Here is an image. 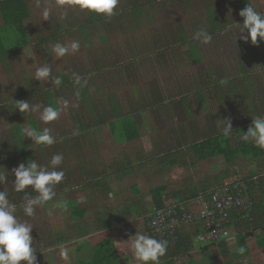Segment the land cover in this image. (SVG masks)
<instances>
[{
  "label": "trees",
  "instance_id": "obj_1",
  "mask_svg": "<svg viewBox=\"0 0 264 264\" xmlns=\"http://www.w3.org/2000/svg\"><path fill=\"white\" fill-rule=\"evenodd\" d=\"M156 3H158V0H119V4L115 9L116 14L111 18L90 13L87 10H79L81 13L79 18H70L62 24L48 25L47 29L49 30V34L46 36L40 35L39 32L33 34L25 25V21L30 17L26 0H0V58H5L7 54L13 51L34 44H36L39 49H49L51 54L55 56L52 52V47L57 42L61 43L62 38L66 36H75L80 38L84 44H89L92 38L90 35L91 33H96L97 36L98 31H104L103 37H99L101 39V45H98L99 48H96L97 51L91 55L88 61H82V67H79L80 70H83V77L85 78L83 81H86V84L82 87L75 85L74 81H71L68 75L64 73V70H62V60L58 58L55 59L52 76L61 78V85L57 87L61 89L62 96H58L59 93L55 94V92L50 89L43 91L38 87L36 88V86L35 90H33L32 93L31 90H29V94L27 95L19 89V92L16 91L13 93L16 99L13 101L12 106L15 107L14 103L17 101H28L30 105L38 104L37 97L42 93V97H38L42 98L40 100L41 104H45L46 106L52 105L59 108L57 101L62 102L63 100H69L68 97H72L75 101L76 99H85L84 97H89L91 99L92 95H98L102 88L108 87L110 90H107V106L102 108L99 105V99L93 100L92 106L96 111V120L93 123L92 120L90 122L86 120L85 124L82 122L79 123L78 126H76V124L73 125V131L76 130L77 133H84L87 145L96 146V142L99 141L101 145L98 142L97 147L102 146L106 142L103 134L106 132V136L108 135L105 130H108V137H110L111 140H113L112 143L117 146L123 143L129 144L139 141L141 137L140 127L142 125L139 115L143 112H148L149 115L158 112V114L166 117L177 116L178 113L188 115L187 119L190 121V124L194 123V127L190 126L187 131L179 130L178 133L175 132L172 140L169 139V135L167 134H165L163 138L157 136L154 141V154H152L151 157L144 158L143 151L141 150L138 152L137 158L140 160V164H133L134 162L131 157L122 150L121 153L126 155L123 158L120 156L119 159H115L111 172L118 179H124L125 176L131 174H143L147 172L145 169L147 163L152 160L159 161L158 164H155L158 170L164 169L165 166H174L176 163L175 155L178 153L183 154L187 152L188 154H192L197 163L210 158L222 157L223 160L229 164L232 163L236 157L241 155L253 157L255 159L264 156V149L253 146L251 141L244 142L241 139L242 135L246 133L251 126L252 118L264 116V113L261 114L264 110V90L256 92L252 83L255 75L252 71L254 62L257 61L262 63L264 61H262V57L256 56V45H253L250 41L238 39L231 42V35L228 36L226 33L223 35L225 38L223 37V39L219 40L222 36L221 31L225 29L224 25L228 22L224 24V22L221 21L224 20V18L217 15V12L211 13L207 26L197 25L196 22L191 24L190 28L179 25L177 37L173 38L170 42H161V39L158 40V38H161L159 37V31L152 42L136 41L137 36H132L131 43L129 42L130 44H127L125 47L123 46L124 52L126 51L128 55L132 56L124 58L121 55L122 58L118 59L117 55L119 54V50L115 51L112 49L105 38L119 31L127 32L128 30H139L137 28L141 26V15L145 13L146 5L154 6ZM179 3L187 9H189V7L193 8L192 0H179ZM83 12L87 13L88 17H85ZM261 12L264 13V9ZM219 13L224 15L223 12ZM197 22L202 23V20ZM217 22L222 23L218 25ZM124 23H128V28ZM114 26L117 27L113 28ZM112 28L115 30L114 32ZM165 28L169 29V27ZM201 28H206L212 35L211 43L213 45L220 46L222 41L226 43L228 41L227 45H234L233 47L241 50V52H238V62L233 65V71H230L229 74L228 70L222 74L212 67L209 68V66H206L207 73H200V77L190 80L189 84L178 85L177 79L172 82L173 85L171 83H160L155 86V89H150L149 94L146 93L143 95L144 97H142V99H144L145 104L139 109L134 106L135 103L133 99L136 100L135 91L130 92V94H133V98H131V95L124 89L119 90L121 92H113V90H111L112 84L118 79H122L121 77L123 76L129 77V66H133V69H139L141 67L139 64H133L135 61H140L145 64L143 69H145L147 75L150 76V74H153V78H158V76H162L163 78L168 77V74L172 72L175 74L176 71H173L171 67L175 68L178 62L175 60L173 63L169 60L167 55L168 45L173 47H185L186 50L183 51L181 55L185 56L186 62L191 65L200 64L202 62L201 56L204 49H200L199 51V46L202 45V43L193 39V35ZM172 31L176 32V29ZM163 33L165 34L164 31ZM240 34L239 32L238 35ZM243 35L246 36L247 32L245 31ZM84 40L88 41L84 42ZM137 43L140 45H136ZM246 45L251 48L248 52L244 51ZM137 46H140L139 50H135ZM39 49L37 51H40L39 53L42 54L44 50L41 51ZM96 55H98V57L94 60V56L96 57ZM208 71H210L209 74ZM211 74H214V76ZM92 77L95 78V82H98L100 86H96L92 83ZM221 80H226L227 83L221 84ZM48 81H50V78ZM153 84L156 85L154 80ZM77 91L79 95H76ZM189 95L197 99L198 106H207L204 112L208 113L209 116H211L210 107L215 104L219 109V111L217 110L219 116L222 115V119H229L231 121L233 130L230 135L225 137L222 134L224 121L222 120L218 123L215 117H209L203 125L208 132L206 130H200L198 127L195 128L196 124L200 123V120L194 118V115L190 113L191 110H189V108L191 104L190 100H188ZM207 95L210 96L209 99ZM245 95L247 98L243 101ZM25 96L26 98L23 99ZM19 97L20 100L18 99ZM99 97L102 96L99 95ZM142 99L140 101H142ZM199 99L203 101L202 104L198 101ZM240 102L244 105V109H246V107L249 109L244 110L239 108L231 112L230 106L232 104L239 105ZM140 103L141 102H139V104ZM211 103L213 104L211 105ZM0 109H3V105L1 104ZM27 116L28 115H26V118ZM27 120L29 127L38 131L37 122L33 118ZM22 128L23 126L21 124L13 127V136L16 138L15 143L19 146L17 147L18 149H16V147L12 149L9 143L6 144L7 141L0 140V167L4 170L6 168H11L6 164L12 161L15 162L17 159L15 157H19L21 162L25 164L29 160H33V156L30 152L31 150L23 140V135L20 134ZM58 152L64 153V150L61 149ZM79 160L81 166L77 163V167L82 170V179L84 175L87 179H84V181L77 179L75 170L72 172L71 168L66 166L64 169H60L64 171L65 176L64 179L55 186V192L64 194L72 192L80 187L82 190L81 194L84 198H89L94 192L102 193L101 195L103 196L106 195V193L109 194L110 190L105 184V178H100V182H92L89 180L88 172L84 168L86 158L82 156ZM2 161H5V164L1 163ZM195 166L196 165H193L191 167L194 168ZM3 169H0V171H3ZM227 173L228 172L225 171L226 175ZM230 176L233 179L230 182H243L246 185L247 188L244 191V195L247 196L249 202L246 205L248 210H234L233 213H230L228 216V222L221 228V230L224 228L226 232L230 227L234 226L236 229L234 235H226L223 233L222 236V233H220L218 241L211 240L210 237L208 238L209 231H205L202 224L199 222L189 227L192 228L191 231H189L188 227H179L173 239L168 237L159 239L152 233L153 229L149 226L147 215L167 206L179 205V203L186 201L187 197L192 199L198 195H203L205 200H208L210 193H215L217 187L224 185L220 183L221 180L219 179H213L215 180L214 183L208 179L199 180L198 182L190 176L185 181L186 188L180 192H175L174 189L170 190L166 185L156 186L149 190L150 201L146 204L140 199L137 200L134 206L126 205L119 207L118 210L112 206L107 209L104 208L103 213L95 214L96 217L93 226L78 228L75 234L70 235L67 234L68 230H66L65 236L57 238L58 243L59 245L65 246L70 241H78L84 237L95 235L97 232H107V230L113 227L125 226L133 221L132 213L137 212L139 217L146 216L144 219V230L149 236L158 240L168 241L166 254L160 258V264L173 263L174 260L181 259L182 256H189L194 249H199V255L203 258H201V261L190 262V264H205V262L202 261L204 258L208 263L211 258L213 259L217 256L229 258L224 264H253L248 255V240L251 237L257 240L256 238H260V235L264 233V227L262 225V222H264V176L257 177L256 172H250L246 177H243L237 171H235V173L233 172ZM76 180L79 184L74 185L73 182H76ZM2 188L3 187L0 186V191H3ZM7 192L10 202L12 198L10 195L11 192L19 194L20 197L16 196L18 203L23 205L25 203L23 199L25 193L33 197L37 195L31 187L26 188L25 192H16L12 186V190ZM130 192L134 195H138V186H130ZM53 200H55V197ZM53 200L49 202L51 203ZM49 202L41 207H49ZM70 205L72 206V218L77 220L83 219L86 214V209L80 208L75 199L69 202V206ZM22 213L23 212H21L22 217H27ZM40 217L44 216H41V213H37L28 218L38 219ZM40 226L41 227L34 226L31 231L33 239L32 246L35 248L36 252L39 250V239L36 237L35 232L39 233L41 237L50 234V229L48 227L42 228V225ZM127 228L128 226L126 229ZM257 229L260 232H258ZM229 232L230 230L228 233ZM199 236H201L200 240L203 242L199 247H195L196 238ZM96 241H98V243L93 245V255L88 257L87 263L81 261L80 264H124L123 260L119 258L114 242L109 235L99 237L94 242ZM229 242H233L237 248L243 246L246 249L245 253L243 255H240L238 251L229 253ZM262 243L264 245V238L262 239ZM210 246H216V249L211 250ZM259 247H262V245L260 244ZM76 252H81L79 247L76 249Z\"/></svg>",
  "mask_w": 264,
  "mask_h": 264
},
{
  "label": "rangeland",
  "instance_id": "obj_2",
  "mask_svg": "<svg viewBox=\"0 0 264 264\" xmlns=\"http://www.w3.org/2000/svg\"><path fill=\"white\" fill-rule=\"evenodd\" d=\"M26 1L29 8L30 17L25 21V25L28 27L29 31H32L33 34H37V32H39L40 35L47 36L49 34V30L47 29L48 25L62 24L64 21L70 18H79L81 16V13L79 11L81 9L74 3V1L64 0L63 5L61 6L58 4V0H40L39 7L36 6L35 0ZM248 3L251 4L258 12L262 13L261 11H263L264 9V0H192L193 8L189 7V9L183 7L182 4L179 3V0H158V3H156L154 6L146 5L145 13L141 15V26L137 28L139 30H128L127 32L119 31L117 33L115 32L114 35H110L105 39L108 41V44L112 49H114L115 51L119 50V54L117 55L118 59L122 58V56L124 58H128L132 55H128L126 51L124 52L123 46L125 47L127 44L131 43L132 36H137L136 41L152 42L157 32L159 31V37L161 38H158V40L161 39V42H170L173 38L177 37V29L179 28V25L190 28L191 24L196 22L197 25L207 26L209 24V17L211 16V13L217 12V15L224 18V20H221L222 22H224V24L225 22H228L224 25L225 29L221 31L222 36L219 38V40L223 39V35L224 33H226L228 36L231 35L230 40L231 42H234L235 40L240 39V36L243 35V33L238 35L239 26L237 24H243L244 18L239 15V12L243 8H245ZM44 8L50 10V16L47 18V20H44L42 16V9ZM212 8L214 9V11ZM219 12H223L224 15ZM84 15L85 17H88L87 13H84ZM200 20H202V23L197 22H200ZM222 22H217V24L219 25ZM124 24L128 28V23ZM116 27L117 26H114L113 28ZM165 27H169V29H166ZM170 29H176V32ZM114 31L115 30L113 29V32ZM163 31L165 32V34L163 33ZM103 33V30L98 31L97 36L96 33H91L90 35L92 36V38L89 44H84L82 40H80V38H77L75 36H66L62 38L61 44L65 45L70 44V42L73 40H77L80 42V49L78 52H70L63 57H57L56 55L54 56L51 54L49 49H39L36 44H34L13 51L7 54L5 58H0V104L3 105V109H0V140L7 141L6 144L9 143L12 149H15V147L16 149H18L17 147L19 146H17L15 143L16 138L13 136V127L21 124L23 128L20 134L23 135V140L27 144V147L31 150L30 152L33 156V160H35L38 164L42 166L48 165L53 155L62 154L63 162L58 167V170L64 169L66 166H69L72 172H74L73 170H75V173H77V179L84 181V179L86 180L87 177L84 175L82 179V170L77 167V163H79L81 166L79 159H81L83 156V158H86L84 168L88 172V179L92 182H100V178H105V184L107 185V187H109L110 190L109 194L106 193V195L104 196L101 195L102 193L94 192L89 198H84V196L81 194L82 190L80 189V187H78L76 190H73L72 192H67L64 194L56 193L55 200H53L51 203L49 202V207H36L35 214L41 213V216H44L38 219H29L28 217H22L21 212H23V204H19L17 200V197L20 196L15 192V194L11 192V202L16 204L17 206L15 215L18 220L22 222L26 221L32 224L33 228L34 226L41 227L40 225H42V228L48 227L50 229V234L45 237H41L39 233L35 232L36 237L39 239V250L37 252L35 251L36 264H56L57 260H60L61 258V262L63 264H80L81 261L87 263L88 257H91L88 254L87 247H84V251H82L81 249V252L77 253V247L72 246V243H81V241H70L67 245L64 246L59 245L57 238H59L60 236H65L66 230H68L67 234L70 235L75 234V231H77L78 228H81L85 225L87 227L93 226L94 215L96 213H103L104 208L107 209L108 207L112 206L118 210L119 207L122 206H134L137 200L140 199L146 204V201H149L150 189L161 185H167L169 187H175L179 185L180 180L175 178V174L178 175L179 178H182V182H184L185 178L188 179L190 176H192V178L195 177V172L188 174V172L190 171L186 165L181 167L180 169L176 167L174 168L172 166H165L164 169L158 170V167L155 164H158L159 161L156 160H152L147 163V167L145 168L147 172H144L143 174L136 173L129 175L130 178L128 177L125 180L122 179L120 182H118L116 180V176L111 173L113 169V162L115 161V159H119L120 156L123 158L126 154H128L134 162L133 164H140V160H138L137 158L138 152L142 150L144 153V158L151 157V155L154 154V141L156 140L157 136L163 138L165 134H167L169 135V139L172 140L175 132L178 133L179 130L187 131L190 126L194 127V123H189L190 121L187 119L188 115L186 114L178 113L177 116L166 117L164 115L158 114V112L152 115H149L148 112H143L141 113V115H139L142 123L140 127L141 137L139 141L129 144L123 143L117 146L114 145L112 143L113 140L108 137V130H105L107 131L108 135L106 136V132H104L103 134L106 142L102 146L97 147L99 141L96 142V146H90V144L87 145L84 133H77L76 130L73 131V125L76 124V126H78V124L82 122L85 124L86 120H88L89 122L92 120L93 123L96 120V111L92 106L93 100L99 99V105L102 108L107 106L106 96L108 95V87L102 88L98 95H92L91 99L89 97H84L85 99H76L75 101L74 99H72V97H68L69 100H63L67 102L66 105L62 103L63 101L58 103L60 116L58 119L49 123H44L40 120L39 112L21 113L20 111H18V109H15V107L12 106L13 101L16 99L13 93H15L16 91L19 92V89L23 91L25 95H27L29 94V90H31L32 93L33 90H35L36 86V88L38 87L43 91L50 89L54 91L55 94L59 93L58 96H62L61 89L52 83V78H50V81H38L33 78L36 69L40 66L49 64L53 70L55 65L54 62L56 61L55 59L59 58L60 60H62V70H64V73L68 75L71 81H73L74 74L79 75L81 78H83V81L85 79L83 77V70H80L79 67H82V61H88L91 55L94 54L95 51H97L96 48H99V44L101 45V39L99 37H103ZM85 41L88 40H84V42ZM227 43L225 41H222L220 43V46L213 45L212 43L200 45L199 51L200 49L204 50L201 56L202 62L197 65L188 64V62H186L185 56L181 55L183 51L186 50L185 47H173L171 45H168L167 55L169 57V60H171L173 63L175 60L178 62L175 68L171 67L173 71H176L175 74H173L172 72L168 74V77L163 78L162 76H158V78H153V74H150L149 76L146 74L145 69H143L145 64L140 61H135L133 64H139L141 65V67L139 69H133V66H129V77L123 76L121 77L122 79H118L115 83L112 84L111 90H113V92H117L121 89H124L129 94L130 92L135 91L136 100L133 99L135 103L134 106L135 108L139 109L145 104L144 99H142V97H144L143 95L146 93L149 94L150 89H155V86L160 83H171L173 85L172 82L177 79L178 85L189 84L190 80L199 78L200 73H207L206 66H209V68L212 67L222 74L224 72H227L228 70L229 74L230 71H233V65L238 62V52H241V50L233 47L234 45L229 46L227 45ZM136 45L140 44L137 43ZM139 48L140 46H137L135 50H139ZM38 49L41 51L44 50L43 53L40 54V51H37ZM249 50H251L250 46L246 45L244 51L248 52ZM255 52L256 56L260 57L261 55L262 61H264V42L260 41L259 38L256 44ZM97 57L98 55H96V57L94 56V60H96ZM263 67L264 62L261 63L255 61L253 64L252 71L255 75L253 77L252 83L255 87L256 92L264 90ZM210 71H208V74ZM211 75L214 76V74ZM153 80L156 85L153 84ZM91 81L96 86H100L98 82H95V78L92 77ZM41 94L38 97H42ZM99 95L102 97H99ZM130 95L131 98H133V94ZM207 96L209 99L210 96ZM38 97V104L46 106L45 104L40 103V100L42 98ZM25 98L26 96L23 99ZM246 98L247 96L245 95L243 101ZM18 99L20 100V97ZM141 99L142 101H140ZM188 100H190L191 104V107L189 108V110H191L190 113L194 115V118L200 120V123H197L195 128L198 127V129L204 131L206 130L208 132L206 127H203V125L209 117H215L216 122L218 123L219 121L223 120L221 118L222 115L219 116V109L215 104L213 105L214 107H210L211 116H209L208 113L204 112V109L207 106H198L197 99L194 96L189 95ZM198 101L201 104L203 103L201 99H199ZM139 102L141 103L139 104ZM212 104L213 103H211V105ZM239 108L244 109V105H242V102H240L239 105L232 104L230 106L231 112L238 110ZM26 115H28L27 118ZM32 118L37 122L38 131H41L45 127L51 129L52 135L56 137V142L54 144L50 146L37 145L31 140V138L25 136V130L30 128L27 119ZM99 144L101 145L100 142ZM61 149L64 150V153L58 152ZM122 150H124L126 154H122ZM180 154L181 153H179L178 156H180ZM183 154L188 153L186 152ZM15 158H17L15 162L12 161L11 163L6 164L11 168L5 169L8 176L6 177L5 184L0 185L3 187L2 190H12V181H14V175H12L11 170L15 168L19 163H22L19 157ZM218 160L219 159L217 158L216 161L212 162L213 165L210 168L204 169L203 172H207V174H210L213 170L214 173H217L213 176V178L223 175L224 179L220 182L221 184H229L228 180H233L230 175L233 172L235 173V171L240 173L243 177H246L251 171H256V169L252 165L253 163L251 159H238L236 163L232 164H227L224 161L218 162ZM190 162H192V160L188 158L187 161H183V164ZM1 163L5 164V161H2ZM183 164H181V166ZM150 166H152L153 168ZM224 169L226 172H228L227 175L225 173H222V175L219 173ZM203 172L201 173L200 177L197 176L198 180H201V178L204 177ZM73 184L77 185L79 183L76 180V182L74 181ZM132 185L138 186V195H134L130 192L129 187ZM74 199L76 200L80 208L86 209V214L84 215L83 219L77 220L71 217V208L73 205L71 204L72 206H69V202ZM58 204H65L66 207H58ZM145 217L146 216H143V218H139L137 213H134L132 215L134 221H132L131 223L125 226L121 225V227L119 226L111 228L107 230L106 233H104L105 235L109 234L113 238L116 244V248H118L120 254L124 256V258H128V262H132L131 264H140V262L134 258V254L131 249V242L133 239L132 236H134L136 232H144V229L142 227L145 223ZM127 226L128 228L126 229ZM188 229L192 228L188 227ZM229 230L230 232L228 233ZM235 231V227L232 226L225 233L234 235ZM144 234L146 233L144 232ZM30 235H32V233H30ZM146 235L149 234L147 233ZM92 238L93 236H89V238H86L84 240H89L90 242ZM89 242L84 243L83 245L89 244ZM202 242L203 241L201 240H196L195 247H199ZM230 242L228 244L229 253L237 252V246L233 242ZM123 243L129 249L123 250V247L121 248V244ZM252 245L253 241L249 240L248 249H250L251 252L249 254L248 251V255H250V260H253L251 262L254 264H262L264 262V255L262 257L261 254L253 256V254L257 253V251L254 250ZM210 247L211 250L216 249V246ZM65 249L68 251V259H64L61 255L62 251H64ZM194 250L196 251L192 254L191 258H197L199 255V251L197 249ZM128 253H130L129 257L126 255ZM227 259L229 258H222L217 256L216 258H211L208 263L205 258L203 260L206 264H211V262L212 264H223ZM185 262H187V260H185ZM188 262L190 263V261ZM19 264H26V262L21 261L19 262ZM173 264H183V258L174 260Z\"/></svg>",
  "mask_w": 264,
  "mask_h": 264
},
{
  "label": "clouds",
  "instance_id": "obj_3",
  "mask_svg": "<svg viewBox=\"0 0 264 264\" xmlns=\"http://www.w3.org/2000/svg\"><path fill=\"white\" fill-rule=\"evenodd\" d=\"M35 3L37 7L40 6V0H35ZM63 3L64 0H58L59 5L62 6ZM74 3L81 10L111 18L116 14L115 9L119 4V0H74ZM239 15L244 18L242 25L237 24L239 32H247V35H241L240 39L250 41L253 45L257 44L258 38L264 42V13L258 12L248 3L239 12ZM42 16L44 20H47L50 16V10L47 8L42 9ZM193 39L202 44H209L212 41V35L206 28H201L194 33ZM79 49L80 42L73 40L67 45L59 42L55 43L52 52L57 57H63L70 52H78ZM33 78L38 81H46L52 78V83L56 86L61 85L62 82L60 77H52V68L49 64L38 67ZM73 81L75 85L81 87L86 84V81L82 83V78L76 74L73 76ZM220 83L225 84L227 81L221 80ZM76 95H79L78 91ZM62 103L67 104L66 101ZM14 104L15 109H18L21 113L39 112L40 120L44 123L54 121L60 116V109L52 105H30L28 101H17ZM223 121L222 134L227 137L233 129L229 119H223ZM25 136L31 138L37 145L50 146L56 142V137L52 135L51 129L47 127L41 131L29 128L25 130ZM241 139L244 142L251 141L253 146L264 149V116L252 118L251 126L242 135ZM29 161L26 164L19 163L11 172L14 175V181H12L14 191L25 192L26 188L31 187L37 193L34 197L25 193L23 197L25 201L23 213L27 217H32L37 206H43L53 200L56 196L55 186L64 179L65 173L63 170H58L63 162L62 154L53 155L49 164L44 166L38 164L35 160ZM0 169L3 168L0 167ZM7 176L4 169L0 171V185L5 184ZM230 181L229 183H231ZM57 206L66 207L65 204H58ZM16 211L17 206L10 202L8 192L5 190L0 191V264H19L20 261H25L26 264H36L35 248L32 246L33 239L30 235L33 225L18 220L15 215ZM132 237L131 249L137 261L141 264H160V258L166 254L168 241L158 240L140 232H136ZM237 251L240 255H243L246 249L241 246ZM61 255L64 259H68L66 249L62 251Z\"/></svg>",
  "mask_w": 264,
  "mask_h": 264
},
{
  "label": "built area",
  "instance_id": "obj_4",
  "mask_svg": "<svg viewBox=\"0 0 264 264\" xmlns=\"http://www.w3.org/2000/svg\"><path fill=\"white\" fill-rule=\"evenodd\" d=\"M246 188L244 183L231 182L217 188L215 193H210L208 200L198 195L179 205L155 210L147 215L152 233L159 239H173L179 227H192L199 222L205 231H209L208 238L218 241L220 233L222 236L225 233L224 228H221L228 222L230 213L236 209L248 210V198L244 195Z\"/></svg>",
  "mask_w": 264,
  "mask_h": 264
},
{
  "label": "crops",
  "instance_id": "obj_5",
  "mask_svg": "<svg viewBox=\"0 0 264 264\" xmlns=\"http://www.w3.org/2000/svg\"><path fill=\"white\" fill-rule=\"evenodd\" d=\"M260 57H261V55H260ZM249 108H247L246 107V109H244V110H248ZM264 113V110H263V112L261 113V114H263ZM263 154H264V152H263ZM138 155V154H137ZM179 155V153L178 154H176L175 155V165L174 166H172V167H176V168H181V167H183V166H187L188 167V169H189V171L190 172H188V174H191L192 172H195V177H194V179H196L198 182H199V180L197 179V176H199L200 177V175H201V173L203 172V170L204 169H207V168H210L213 164H212V162H214V161H216V159L218 158L219 160H218V162H223L224 160H223V158L222 157H215V158H210V159H208V160H205V161H200V162H196V160H195V158L192 156V154H180V156H178ZM120 156V155H119ZM179 158H178V157ZM188 158L189 159H191L192 160V162H190V163H186V164H183V161H187L188 160ZM238 159H251V161H252V165L254 166V168L256 169V175H257V177H259V176H264V156H261L259 159H255V158H253V157H249V156H238V157H236V159L232 162V163H236V161L238 160ZM180 160H182V161H180ZM225 162V161H224ZM226 163V162H225ZM232 163H229V164H232ZM181 164H183L182 166H181ZM228 164V163H227ZM193 165H196L194 168H192L191 166H193ZM202 171V172H201ZM251 172H254V171H251ZM213 173V174H212ZM212 173H210V174H207V172H203V175H204V177L203 178H201V180H205V179H208L209 181H211V182H215V180L216 179H219V180H223L224 178H223V175H222V173H225V169L224 170H221L219 173L222 175V176H218V177H214L213 178V176L214 175H216L217 173H214V171L212 170ZM250 174V173H249ZM255 174V173H254ZM132 175V174H131ZM130 178V176L129 175H127V176H125L124 177V180L126 179V178ZM175 178H177L178 180H180V183H179V185L178 186H175V187H169L168 186V188L170 189V190H172V189H174L175 190V192H177V191H181V190H184L185 188H186V186H185V181L187 180L186 178L184 179V182H182L181 180H182V178H179L178 177V175H176L175 174ZM213 179H215V180H213ZM230 179V178H229ZM116 180L118 181V182H120L122 179H118V178H116ZM123 180V181H124ZM122 181V182H123ZM229 181V180H228ZM167 186V185H166ZM129 189H130V187H129ZM186 199V198H185ZM187 199H189V197H187ZM149 201H150V197H149ZM149 201H146V203H148ZM137 213V212H136ZM96 214H98V213H96ZM134 213H132V215H133ZM72 217V216H71ZM95 217H96V215L94 216V219H95ZM84 218V217H83ZM139 218H141V217H139ZM138 218V219H139ZM143 218V217H142ZM133 220V219H132ZM94 221V220H93ZM134 221V220H133ZM144 225V224H143ZM262 225H263V227H264V222H262ZM259 226V225H258ZM84 227H87L86 225L85 226H83V227H81V228H84ZM113 228H115V227H113ZM143 229H144V226L142 227ZM111 229V228H110ZM187 230V229H186ZM192 229H189V231H191ZM258 230V229H257ZM138 231V230H137ZM146 234H147V232L145 231V230H143ZM138 232H140V233H143L144 234V232H141V231H138ZM258 232H260L259 230H258ZM104 233H106L105 231H103V232H100V233H96L95 235H91V236H93V238L91 239V241L89 242V240H84V239H86V238H89V237H84V238H82V239H80V240H78V241H81V243H75V244H73L72 243V246L73 247H79L80 248V250L82 249V251H84V247H87V250H88V254L90 255V256H92L93 255V253H94V249H93V245L94 244H97L98 243V241H96V242H94L97 238H99V237H103V236H105V234ZM107 235H109V234H106V236ZM90 236V237H91ZM149 236V235H148ZM109 237L113 240V238L109 235ZM264 238V233H262V235H260V238H256L257 240H255L254 238H250L249 240H251V241H253V245H252V247L254 248V250H256L257 251V253H255V254H253V256L254 255H257V254H261V257L264 255V245H263V243H262V239ZM196 240L198 241V240H200V238L199 237H197L196 238ZM248 240V241H249ZM75 242V241H74ZM87 242H89V244H85V245H83L84 243H87ZM113 242H114V240H113ZM260 244L262 245V247H259L260 246ZM82 246V247H81ZM114 246H115V248H116V244H115V242H114ZM123 247V250H127V249H129V248H127L126 246H125V244L123 243V244H121V248ZM76 248V249H77ZM198 251H199V249H197ZM116 251H117V254H118V256H119V258L120 259H122L123 260V263L124 264H131L132 262H128V258L126 259V258H124V256H122L121 254H120V252H119V250H118V248H116ZM196 250H193V252L188 256V255H186V256H182V258H183V264H190L188 261H190L191 263L192 262H194V261H201V258H203V257H201L200 255H198V257L196 258H194V257H192L191 258V256H192V254L195 252ZM248 251H249V254H250V252H251V250L250 249H248ZM128 257L130 256V253H128V254H126ZM181 258V259H182ZM249 259H250V255H249ZM185 260H187V262H185ZM62 258L60 259V260H57V262H56V264H63L62 262ZM202 261H204V260H202ZM251 261H253V260H251ZM21 262V261H20ZM61 262V263H60ZM205 262V261H204ZM140 264H141V262H140ZM161 264H173V263H161ZM206 264V263H205ZM224 264V263H223ZM254 264V263H253ZM262 264H264V262L262 263Z\"/></svg>",
  "mask_w": 264,
  "mask_h": 264
}]
</instances>
